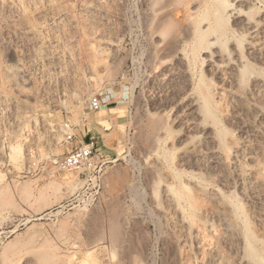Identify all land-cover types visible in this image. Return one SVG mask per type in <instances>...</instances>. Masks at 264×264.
<instances>
[{
    "label": "rangeland",
    "instance_id": "374dc122",
    "mask_svg": "<svg viewBox=\"0 0 264 264\" xmlns=\"http://www.w3.org/2000/svg\"><path fill=\"white\" fill-rule=\"evenodd\" d=\"M210 1L197 22L214 25ZM162 2L0 0V264H264V26L250 53L218 10V49L247 66L238 88L195 36L180 60L149 33ZM87 134L118 155L91 204L50 163Z\"/></svg>",
    "mask_w": 264,
    "mask_h": 264
},
{
    "label": "bare ground",
    "instance_id": "6f19581e",
    "mask_svg": "<svg viewBox=\"0 0 264 264\" xmlns=\"http://www.w3.org/2000/svg\"><path fill=\"white\" fill-rule=\"evenodd\" d=\"M213 1H214V5H212L211 7L209 6V8H211V9H209V8L208 9L211 11L215 10L214 14L212 13L213 14L212 15L213 16V23L212 24H214V25H211L207 21L206 16H204V15L202 16L201 20L199 22H197L198 20L196 21V19H194L197 17L191 16L192 14H195V13L190 14V10H191V12L194 10V12H195L201 5H203V3L205 4L206 0H163L160 8H158L159 11H156V12L150 14L149 21L147 20L148 23H146V27H149L148 28V29H150L149 33H152V35L160 33L163 36V38H164L163 41H165V44L168 46V49L170 51L174 52L177 56H179L180 60L182 58L181 55H182L183 51H181L182 53L180 51H178V49H176L177 45L180 43H185L186 41L188 42V39L190 37H191L190 39H192V36H195L197 39H192V41L195 40L194 41V43H195L198 40V43H200L201 45L206 47V48L204 47L206 49V51L203 54H206L205 57L209 63L208 65H211V67H213L215 72H218L221 68L225 69L227 74L230 76L232 83L235 84L234 86H237L236 83L240 82L239 77L240 76L243 77V74H246L245 72L247 71V66L244 64V61L241 58L242 56L239 54L238 51H236V49H235L236 45H235V47L231 46L230 48H228L231 51V56L228 59H227L225 53H224V55H225L224 56L222 54L223 51L221 49L220 50L218 49L219 48L217 46L218 41L220 40L221 37L224 38V35H222V31H223L222 29L223 28L221 26L222 16H221V13L218 12V10H220V9L227 10L225 12L228 13V15L230 16L229 18L232 17L235 30L239 31L240 35L242 33V34H246L249 37V40L246 42V48L250 51L254 50L256 48L255 43H254V38L259 33L261 27L264 26V23H263L264 19H262V18L247 19L246 18V17H248V18H250V17L248 16L247 13H244V11H243L244 6H251V4H252L251 0H213ZM157 3H158V1H157ZM211 4H213V3H211ZM158 5H160V3H158ZM151 7L155 8V6L154 7L151 6ZM204 8H205V6H204ZM156 9L157 8H155V10ZM183 9L186 10V13L184 12L185 13L184 16L181 15L182 19H180L179 14ZM202 9H200V11ZM204 10H206V9H204ZM205 13H206V11H205ZM198 17L200 19L201 14H200V16L198 15ZM251 18H254V17H251ZM208 20H211V19H208ZM211 22H212V20H211ZM156 37H157V35H156ZM195 44H197V43H195ZM201 45H200V47H201ZM224 50H227V49H224ZM220 51H222V52H220ZM250 53H252V51ZM180 56H181V58H180ZM251 84L253 87L252 89H254L257 93H259V91H261L264 87V80L256 79V80L252 81ZM238 88H237V90H238ZM194 102H195V99H194ZM202 108H204V107H202ZM102 109H103V107L101 108V110ZM157 124H156V126H157ZM156 126L153 123V125L151 126L152 131L156 130ZM151 133H153V132H151ZM151 133H149V135ZM151 135H154V134H151ZM153 137L154 136H152L151 138H153ZM239 170H241V172H245L242 169H239ZM247 171H246V173H249V174L251 173V172H247ZM52 184L53 183L49 184V188L52 190L58 191V186H56L55 184L54 185H52ZM67 184H66L67 186H71V185H69L71 183H67ZM25 188H26V185L23 186L22 192H24L26 194ZM205 193H207V192H205ZM216 193L217 192L211 191V194L213 196H215V195L217 196L218 194H216ZM232 212H234L233 209H232ZM112 231H113V235L116 236V228H113ZM252 256H254V255H252Z\"/></svg>",
    "mask_w": 264,
    "mask_h": 264
},
{
    "label": "built area",
    "instance_id": "2783aa9c",
    "mask_svg": "<svg viewBox=\"0 0 264 264\" xmlns=\"http://www.w3.org/2000/svg\"><path fill=\"white\" fill-rule=\"evenodd\" d=\"M104 105H106V100L95 96L89 100L88 108L90 111L96 112ZM72 137L68 135L67 140H71ZM112 162L100 156L97 140L94 137H89L87 143H80L63 157L50 159L51 166L56 174L76 173L77 178L83 182L82 187L78 190L77 197L80 196L79 200L82 203L87 202L90 204L98 198L101 189V172Z\"/></svg>",
    "mask_w": 264,
    "mask_h": 264
},
{
    "label": "crops",
    "instance_id": "0c3cea01",
    "mask_svg": "<svg viewBox=\"0 0 264 264\" xmlns=\"http://www.w3.org/2000/svg\"><path fill=\"white\" fill-rule=\"evenodd\" d=\"M88 133H89V132H88ZM89 137H94V138H96V140H97V146H98V151H99V148L101 149V147H100V143L98 142L97 137L94 136V135L87 134V135H86V142H84V143H82V144L87 143ZM99 152H100V151H99ZM100 156H101L102 158H105V160H111V161H112V160H113V161H117V160H118V155L116 156V154H115L114 152H110V151H108V150H105V151H103L102 153L100 152ZM111 167H113V166H111ZM111 167H109V168H111Z\"/></svg>",
    "mask_w": 264,
    "mask_h": 264
}]
</instances>
